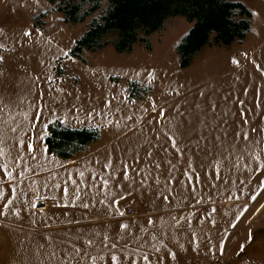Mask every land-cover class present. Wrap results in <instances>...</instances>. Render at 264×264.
<instances>
[{
	"label": "rangeland",
	"instance_id": "rangeland-1",
	"mask_svg": "<svg viewBox=\"0 0 264 264\" xmlns=\"http://www.w3.org/2000/svg\"><path fill=\"white\" fill-rule=\"evenodd\" d=\"M236 1L251 10L245 37L207 45L181 67L175 46L191 26L184 17L166 19L150 49L108 45L75 57V40L99 9L70 24L57 0H0V166L13 173L16 209L23 205L19 217L0 215V264L264 258V0ZM55 123L98 138L65 163L45 145ZM0 190L9 196L4 179ZM114 194L124 198L113 204ZM37 196L44 207L28 208ZM126 205L138 213L111 218Z\"/></svg>",
	"mask_w": 264,
	"mask_h": 264
},
{
	"label": "trees",
	"instance_id": "trees-1",
	"mask_svg": "<svg viewBox=\"0 0 264 264\" xmlns=\"http://www.w3.org/2000/svg\"><path fill=\"white\" fill-rule=\"evenodd\" d=\"M56 4L70 24L82 22L100 10L98 18L75 40L71 49L75 57H80L83 50L99 51L108 45L118 53L130 52L136 43L150 49L149 36L162 29L166 19L184 17L191 26L175 46L181 67L189 65L207 45L227 47L244 38L252 16L251 10L236 0H57ZM48 129L47 150L63 159L98 138L97 131L88 128L55 123Z\"/></svg>",
	"mask_w": 264,
	"mask_h": 264
},
{
	"label": "snow or ice",
	"instance_id": "snow-or-ice-1",
	"mask_svg": "<svg viewBox=\"0 0 264 264\" xmlns=\"http://www.w3.org/2000/svg\"><path fill=\"white\" fill-rule=\"evenodd\" d=\"M37 2H38V0H37ZM24 35L25 36L31 35V32H25ZM2 60H3V57H0V61H2ZM234 62H236V61H234ZM236 63H238V62H236ZM161 115H163V110H161ZM242 115H243V113H242ZM33 118L35 120H37V121L42 118V109L40 108V105H37V111H35L33 113ZM244 122L247 123L246 120ZM30 127H33L34 128L35 125L34 124H30ZM11 131L13 133H16L18 131V129L17 128H12ZM253 131H255V129H253ZM243 135H244V138L247 139V134H243ZM172 139H173V147H175L174 138H172ZM18 144L20 145V148L18 149V151H22L23 146L25 145V140L24 139H20L18 141ZM27 149H28V152L29 153L33 151V145H32L31 142H28L27 143ZM177 151H179V149H177ZM148 155H151V152L150 151H149ZM32 159H35V157H32ZM104 167L105 168H110L111 167V161H109L108 163H106L104 165ZM261 167H264V166H261ZM0 168L3 169L2 173H0V179H4V186L7 187L8 190H9V196H7V197L4 195V192L2 190H0V198H3L4 200H6L5 203H3L2 205H0V215H5L6 216L9 212H12L14 215H16L17 217H19L21 215V210L23 209V205H21V209L20 210L16 209V207H15L16 199H17V192H16V189L15 188L10 187V182L13 179V173L12 172H9L7 170V166L6 165L0 166ZM124 168H125V172H124L125 179H127V165H125ZM19 175L21 177H23V173L22 172L19 173ZM103 184L105 186H107L109 184V181L107 179H103ZM117 187H120V185H117ZM64 191H65V197L64 198L66 199L67 198V189L65 188ZM126 194L127 195H131V193H126ZM117 195L118 194H114V198L112 200V203L113 204H117L119 199H123L124 198L123 195H119L118 199H116L115 197ZM77 198H79V197L77 196ZM165 199H167V197H165ZM88 206H89L88 203H84L83 204V207L84 208H87ZM28 208L35 209L36 208V203H34L31 200H29L28 201ZM116 210H117V212H119V209L118 208ZM119 214L122 216L123 215V212H119ZM148 223L151 224L152 223V220L149 219L148 220ZM121 227L127 228L128 226L127 225H121ZM105 239H107V237H105ZM88 243H92V241L89 240ZM113 247H115V245H113ZM221 250H222V246H221ZM73 251L76 252V253H79L80 250L74 248ZM50 255L54 256L55 253H50ZM170 255L173 257V259L175 258V253H170ZM143 259H144L145 262H147L149 260V257L148 256H144ZM117 260H118V258L115 255H113L111 257V261L112 262H116ZM131 264H136V262L135 261H132Z\"/></svg>",
	"mask_w": 264,
	"mask_h": 264
},
{
	"label": "crops",
	"instance_id": "crops-1",
	"mask_svg": "<svg viewBox=\"0 0 264 264\" xmlns=\"http://www.w3.org/2000/svg\"><path fill=\"white\" fill-rule=\"evenodd\" d=\"M53 154V153H52ZM81 154H83V153H81ZM81 154H79V155H75V156H72L71 158H68V159H61V160H63L65 163H68V164H73V162H75L76 161V159H78V158H80V156H81ZM86 156H88V154L86 153L85 154ZM105 204V202H101V206H103ZM133 205H136V206H138L139 205V203L138 202H134L133 203ZM130 205H126V206H124V207H121V208H119V212L121 211V210H123L124 208H127V207H129ZM119 212H117L116 211V213H114V214H112V215H116L117 213H119ZM137 212V211H136ZM135 212V213H136ZM138 213V212H137ZM111 215V216H112ZM108 216V215H107ZM107 216H104V217H107ZM108 217H110V216H108ZM109 221H111V220H109ZM252 263L251 264H264V258H262V257H255V258H253L252 259Z\"/></svg>",
	"mask_w": 264,
	"mask_h": 264
},
{
	"label": "built area",
	"instance_id": "built-area-1",
	"mask_svg": "<svg viewBox=\"0 0 264 264\" xmlns=\"http://www.w3.org/2000/svg\"><path fill=\"white\" fill-rule=\"evenodd\" d=\"M34 202L36 203V206H38L39 208L43 207L44 206V203H43V199L41 197H35L34 199ZM123 212V215L121 216L119 214L118 217H128L131 215V211L130 209H125Z\"/></svg>",
	"mask_w": 264,
	"mask_h": 264
},
{
	"label": "bare ground",
	"instance_id": "bare-ground-1",
	"mask_svg": "<svg viewBox=\"0 0 264 264\" xmlns=\"http://www.w3.org/2000/svg\"><path fill=\"white\" fill-rule=\"evenodd\" d=\"M42 208V207H41Z\"/></svg>",
	"mask_w": 264,
	"mask_h": 264
}]
</instances>
